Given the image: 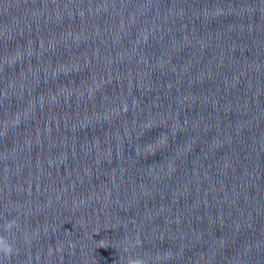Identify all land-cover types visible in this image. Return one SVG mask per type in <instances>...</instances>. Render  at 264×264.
Instances as JSON below:
<instances>
[{
	"label": "water",
	"instance_id": "water-1",
	"mask_svg": "<svg viewBox=\"0 0 264 264\" xmlns=\"http://www.w3.org/2000/svg\"><path fill=\"white\" fill-rule=\"evenodd\" d=\"M0 236V264H264V0H0Z\"/></svg>",
	"mask_w": 264,
	"mask_h": 264
},
{
	"label": "clouds",
	"instance_id": "clouds-1",
	"mask_svg": "<svg viewBox=\"0 0 264 264\" xmlns=\"http://www.w3.org/2000/svg\"><path fill=\"white\" fill-rule=\"evenodd\" d=\"M5 231L6 232H10L13 227H18L16 220H10L7 221L5 223ZM141 242L140 240L137 238L134 241H131L130 243H128L125 246V251H129L131 248L139 245ZM0 251H3L5 253V255L7 256H11L13 254V247L12 245L8 242L7 238L4 236H0ZM171 253H165L163 256L157 254L155 256V260L160 261V260H167L168 258H170ZM151 259V257L149 258H145L142 256H136V257H132L129 256L127 257V264H149V260Z\"/></svg>",
	"mask_w": 264,
	"mask_h": 264
}]
</instances>
